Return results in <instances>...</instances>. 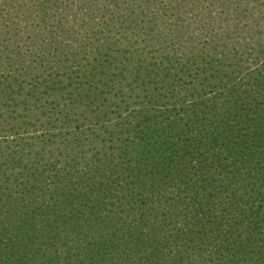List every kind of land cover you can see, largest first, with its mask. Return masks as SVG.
Segmentation results:
<instances>
[{"label":"trees","instance_id":"1","mask_svg":"<svg viewBox=\"0 0 264 264\" xmlns=\"http://www.w3.org/2000/svg\"><path fill=\"white\" fill-rule=\"evenodd\" d=\"M0 264H264V0H0Z\"/></svg>","mask_w":264,"mask_h":264}]
</instances>
